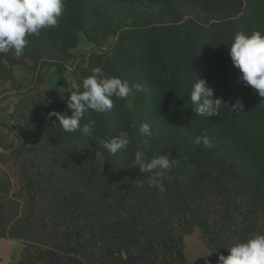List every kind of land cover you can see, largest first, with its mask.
<instances>
[{"label":"trees","instance_id":"trees-1","mask_svg":"<svg viewBox=\"0 0 264 264\" xmlns=\"http://www.w3.org/2000/svg\"><path fill=\"white\" fill-rule=\"evenodd\" d=\"M157 63L149 71L147 81L150 101L135 110L136 120L124 115L125 111L133 112L120 102L115 120H100L95 111L85 114L81 125L95 121L91 135L80 130L65 132L56 116L44 128L37 124L35 135L42 142L31 160H39L38 167L27 168L21 175L29 190L31 184H36L32 196L39 191L45 204L52 206V216L14 219V213L6 221L14 226L10 235L24 239L28 246H45L48 253L53 244L65 253L64 260L80 264L78 250L86 252L88 260L101 261L107 254L112 256L115 234L125 232L131 233V241L138 247L129 257L141 254L148 243L158 247L166 240L180 254L179 236L198 227L206 245L218 253L216 235L222 227L209 224L204 206L208 202H245L251 205V212L259 207L264 200V98L238 79L241 73L231 59H211L204 62L203 70L194 79H204L214 90V97L224 103L218 116H200L191 103L190 87L184 81L187 77L180 73L183 61L171 57L158 58ZM129 83L134 84L130 79ZM237 100L243 104L239 113L231 108ZM71 115L70 110L68 116ZM143 123L151 127L150 138L139 133ZM121 131L128 133L130 142L127 149L113 155L103 143ZM204 135L211 141L209 148L194 143L196 137ZM138 150L148 159L161 154L177 159L176 165L167 171L164 191L148 184L151 174H142L133 167ZM129 179H134L136 188L127 187L115 200V181ZM19 195L22 196V188ZM20 203L15 198L8 201L14 211ZM228 212V208L218 209L214 216L221 214L225 218ZM174 215L178 217L177 223L171 221ZM35 226L45 230L36 232ZM4 233L1 231L0 236ZM86 233L88 237L83 239ZM94 238L97 241L91 244L89 241ZM70 252H74L72 258L67 255Z\"/></svg>","mask_w":264,"mask_h":264},{"label":"rangeland","instance_id":"rangeland-1","mask_svg":"<svg viewBox=\"0 0 264 264\" xmlns=\"http://www.w3.org/2000/svg\"><path fill=\"white\" fill-rule=\"evenodd\" d=\"M64 2L58 27L42 29L39 36L28 37L30 44L20 57H16L14 51L0 54V232H5L0 236V264H75L64 260L65 253L60 247L50 244L51 253H48L45 246L40 249L28 246L24 239L10 235L14 226L6 221L14 213V219L27 216L39 220L52 216V206L45 204V197L39 191L32 196L36 184H31L29 190L21 172L38 167L39 160H31L42 142L40 136L35 135L37 124L44 128L54 111L69 115L65 101L70 91L82 92V82L93 69L99 67L105 76L128 82L130 79L132 83L137 79L145 88L127 100L113 97V109L98 113L97 118L115 120V109L122 102L133 112L125 111L124 115L136 120L135 110L150 101L147 81L158 58L174 57L183 61L180 73L187 77L184 81L191 93L196 82L194 77L203 70L205 61L231 59L230 47L238 32L264 33V0ZM22 92L27 93L21 96ZM45 101L48 104H44ZM23 142L24 147L18 150ZM71 144L74 146L73 142ZM114 184L115 200L127 187L136 188L134 179ZM148 184L155 185L151 179ZM79 186H82L80 182ZM14 198L21 202L17 211L8 204ZM258 206L253 212L251 205L245 202L229 205L208 202L204 206L209 224L218 223V227H222L216 235L220 245L218 253L206 245L201 229L193 227L179 236L180 254L174 252L172 243L166 240L158 247L148 243L141 254L129 257L138 247L131 241V233L125 232L115 234V244L111 247L113 257L107 254L101 261L88 260L86 252L80 249L82 259L78 260L80 264H217L219 255L227 256V248L234 243L264 234V200ZM226 208L229 214L225 218H221V214L215 218V210ZM171 221L177 223L178 217L174 215ZM35 229L40 233L45 230L41 226ZM84 235L83 239L88 237L87 233ZM95 241L97 238L89 242ZM72 253H68V257L72 258Z\"/></svg>","mask_w":264,"mask_h":264},{"label":"clouds","instance_id":"clouds-1","mask_svg":"<svg viewBox=\"0 0 264 264\" xmlns=\"http://www.w3.org/2000/svg\"><path fill=\"white\" fill-rule=\"evenodd\" d=\"M64 9V0H0V54L14 51L16 57L22 56L30 44L28 37L39 36L42 29L58 27ZM229 54L233 65L241 73L238 79L245 86L250 85L259 97L264 98V33L253 31L246 35L238 32ZM82 86V92L70 91L71 94L65 101L72 112L71 116L55 111L50 113L57 117L59 125L67 133L80 130L85 135H91L95 121L81 125L86 113L109 112L114 107L113 97L127 100L136 92L145 91L140 83L130 84L126 79L105 76L99 67L93 69L92 74L83 80ZM61 99H64L63 95ZM190 99L196 114L208 118L218 116L224 103L221 98L214 97V90L204 79L197 78L192 85ZM231 108L238 112L243 104L237 100ZM139 133L149 138L153 135L148 123L141 124ZM129 142L128 133L121 131L118 136L105 141L103 147L115 155L121 149H127ZM194 143H202L205 148L211 147L207 135L196 137ZM176 163L177 159H170L162 154L148 159L143 151L138 150L135 152L133 167L138 168L142 174H151V182L160 191H164L167 171ZM227 249L229 254L219 255L217 264H264V234H257L244 242H236Z\"/></svg>","mask_w":264,"mask_h":264}]
</instances>
